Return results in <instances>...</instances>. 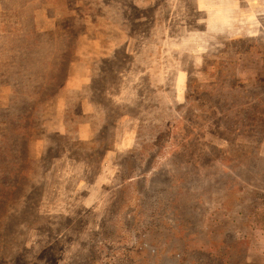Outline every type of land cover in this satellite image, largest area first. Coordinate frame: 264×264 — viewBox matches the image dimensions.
I'll use <instances>...</instances> for the list:
<instances>
[{
    "label": "rangeland",
    "instance_id": "rangeland-1",
    "mask_svg": "<svg viewBox=\"0 0 264 264\" xmlns=\"http://www.w3.org/2000/svg\"><path fill=\"white\" fill-rule=\"evenodd\" d=\"M15 1L53 45L0 80L40 219L0 202V264H264V0Z\"/></svg>",
    "mask_w": 264,
    "mask_h": 264
},
{
    "label": "trees",
    "instance_id": "trees-1",
    "mask_svg": "<svg viewBox=\"0 0 264 264\" xmlns=\"http://www.w3.org/2000/svg\"><path fill=\"white\" fill-rule=\"evenodd\" d=\"M27 3H33L32 4V9L38 7L39 8V11H40V9H43L46 6L42 0H40V1L39 0H26V3L25 4H27ZM33 14H35V12ZM51 14H53V12ZM35 18H34V20H35ZM32 21H33V18L31 20V23H32ZM49 37H51V34L49 35ZM52 38L54 39V37H52ZM58 43L59 42H57V44ZM51 45H53V44L50 43L49 47ZM57 55H58V50H57V52H55V59H56V56ZM56 61L58 62L57 65L54 64L55 60L51 63L53 65H51V69H50L49 73H51V72L52 73L48 77V81L50 80V85L53 84V80L57 77L58 73L61 72L64 69V67H66L62 63L63 62L62 59H60V61H58V59H57ZM56 69H58L59 72L58 71H55ZM99 78H98V80H99ZM59 81H60V78L58 79V82ZM64 83H65V79L64 80L62 79L61 84H64ZM219 85L220 84L215 85V82H214L213 87L214 86H219ZM91 87H92V85H91ZM212 97H213L212 98V101L214 100V103H216V97L215 96H212ZM21 99H23V102L26 100L25 97H21L18 100V102H20ZM242 110H244V109H242ZM26 112H27L26 110L23 111V113H21L17 117H15V119L13 121H10V120H8V118L6 119V117L4 118L3 116L0 115V117H3V119L0 118V121H2L3 123H5L7 126L9 125V128H10L9 129V132L7 134L3 135L2 138H0V143L4 141V145H1V147H2V149L3 148H6L8 150H14V152H15L14 153L15 154V159L18 160V166L16 165L18 168L17 167L15 168L14 173H12V174H9V173H6V174L0 173V202L5 201V202L8 203V201L12 198V196H11L13 194L12 192L15 191L17 188L20 189V192L18 193V197H17L16 203H22L24 206L21 205V207H19V209L17 211L18 212H21L22 213V216L24 218L29 217L32 214L35 215L34 218L32 217L30 220L28 219V221L29 222L38 223V222H40V219L37 218V212H38L37 210H38V207L37 206H32V204L36 201V200H33L36 197V195H35V191H31V189H30L31 183H29L30 180L28 181V179H29L28 177L29 176H32L33 177L37 173L34 172L33 175H31V174L28 173L29 175H26L25 178H23L22 175H21V169H28L29 171L32 170L33 167H32L31 164H34L33 166L35 168L38 167V162H32L28 158V153L27 152L23 155V153H24L23 152V149L26 148V147H24V145H23L24 142H25V140L22 141V137L23 136L20 135L21 130H22V129H20V126H21V124H26L27 123V117H28V115H27ZM12 124H13V126H14V124H18L19 125V129L17 130L18 126L15 127V130H14L13 133H12V130H11ZM25 130H26V128H25ZM22 131H24V128H23ZM28 131H29V128H28V130H26V132L24 133V135H27V132ZM9 133H11V134H9ZM10 135L12 136V138H10V140H8V137ZM12 141H13V144L11 143ZM61 142H62V140H61ZM9 143H11L12 145L9 144ZM26 143H27L26 146H28L27 137H26ZM64 147L65 146L62 147L61 152L62 151L64 152V150H65ZM24 151H25V149H24ZM43 161L44 160L41 159L39 163L42 164ZM21 179H24V180H21ZM241 181H245V178H241ZM188 184H189V182H188ZM233 184H236L235 183V179L229 181V183L226 185V188H227L226 190H230V188L232 187L231 185H233ZM18 199H19V201H18ZM26 204H28V205H26ZM13 206H15V205H13ZM25 206H27V207H25ZM11 207L12 206L9 204V206L7 207V209L8 208H11ZM30 209H35L37 211L36 214L33 213V212H31ZM37 219H39V220H37ZM34 224H32V225H34ZM11 229L15 230L16 227H13L12 226ZM13 230H11L12 231V236H13V233H14ZM11 248H12V245H9V249H11ZM215 263H217L216 260H215Z\"/></svg>",
    "mask_w": 264,
    "mask_h": 264
},
{
    "label": "crops",
    "instance_id": "crops-1",
    "mask_svg": "<svg viewBox=\"0 0 264 264\" xmlns=\"http://www.w3.org/2000/svg\"><path fill=\"white\" fill-rule=\"evenodd\" d=\"M15 0H0V80L4 77V80H7L5 86L12 87L16 85L15 82H12V78L16 77V72H14V68L19 65L16 64L19 55L25 56V63L31 64L36 61H41L44 63H48L50 60L48 51L50 45L49 30H45L47 26H44L42 23L39 24L37 17H34L33 11H31L28 7V15L25 14L24 11L21 12L20 16H32L33 21L31 23L26 22L28 27H24L19 31L17 26H9L7 30L6 26H2V22L6 17L5 14H10L9 17H17L18 12L22 9H17L18 3L14 4ZM27 5V4H25ZM24 7L26 8V6ZM23 7V8H24ZM27 10V11H28ZM24 12V13H23ZM23 13V14H22ZM27 13V12H26ZM42 16H44L42 14ZM41 16V17H42ZM35 18V20H34ZM17 18L15 19V22ZM21 21V20H20ZM14 22V20H13ZM57 43V42H54ZM35 54V57L32 56ZM37 54H40L38 58ZM30 57L34 58L31 59ZM16 69V68H15ZM11 91H15L13 87ZM15 92H13L14 94ZM27 92L19 93L18 95L21 97H26Z\"/></svg>",
    "mask_w": 264,
    "mask_h": 264
},
{
    "label": "bare ground",
    "instance_id": "bare-ground-1",
    "mask_svg": "<svg viewBox=\"0 0 264 264\" xmlns=\"http://www.w3.org/2000/svg\"><path fill=\"white\" fill-rule=\"evenodd\" d=\"M219 96V95H218Z\"/></svg>",
    "mask_w": 264,
    "mask_h": 264
}]
</instances>
